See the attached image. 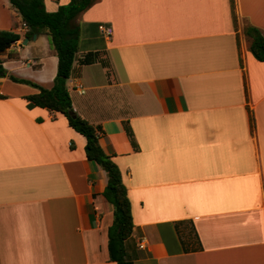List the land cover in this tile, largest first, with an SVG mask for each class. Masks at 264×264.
<instances>
[{
  "label": "crops",
  "instance_id": "1",
  "mask_svg": "<svg viewBox=\"0 0 264 264\" xmlns=\"http://www.w3.org/2000/svg\"><path fill=\"white\" fill-rule=\"evenodd\" d=\"M78 22L66 86L121 172L133 264H264V61L243 32L264 34V0H97ZM22 24L0 0L19 36L2 65L50 87L57 56ZM94 52L105 65L79 64ZM36 92L0 77V264H116L105 172L63 114L28 104Z\"/></svg>",
  "mask_w": 264,
  "mask_h": 264
},
{
  "label": "trees",
  "instance_id": "2",
  "mask_svg": "<svg viewBox=\"0 0 264 264\" xmlns=\"http://www.w3.org/2000/svg\"><path fill=\"white\" fill-rule=\"evenodd\" d=\"M96 1L69 0L67 4L60 5L57 10L48 12L43 0H8L10 7L27 27L24 34L26 38H30L34 34H46L50 49L57 56V68L50 87H44L31 80L18 78L11 74L8 75L2 65V60H0V77L8 76L14 82L36 88V93L24 97L28 104L63 114L68 125L85 138L86 158L102 169L107 178L102 195L112 206V223L107 229L109 259L116 264H133V260L126 250V241L131 236L133 223L130 202L121 172L99 143L101 127L89 123L75 113L66 86V80L71 74L78 51V17ZM243 32L249 38L251 54L258 61H264V34L258 27L251 24L245 25ZM18 39V34L12 30L0 29V54ZM94 61L106 64L97 52L87 53L79 59V64H90ZM127 133L131 136L130 131Z\"/></svg>",
  "mask_w": 264,
  "mask_h": 264
},
{
  "label": "built area",
  "instance_id": "3",
  "mask_svg": "<svg viewBox=\"0 0 264 264\" xmlns=\"http://www.w3.org/2000/svg\"><path fill=\"white\" fill-rule=\"evenodd\" d=\"M22 26L24 28H27L26 25L23 23ZM99 30L106 36L109 37L111 35V29L110 27L99 25ZM82 89H78V93H82ZM138 247L142 248L143 247V241H139Z\"/></svg>",
  "mask_w": 264,
  "mask_h": 264
},
{
  "label": "water",
  "instance_id": "4",
  "mask_svg": "<svg viewBox=\"0 0 264 264\" xmlns=\"http://www.w3.org/2000/svg\"><path fill=\"white\" fill-rule=\"evenodd\" d=\"M33 37H35V34L33 35ZM28 41V38L24 39V43H26Z\"/></svg>",
  "mask_w": 264,
  "mask_h": 264
}]
</instances>
